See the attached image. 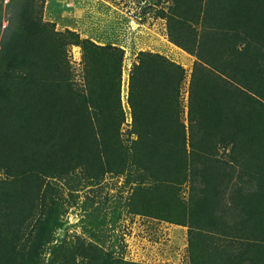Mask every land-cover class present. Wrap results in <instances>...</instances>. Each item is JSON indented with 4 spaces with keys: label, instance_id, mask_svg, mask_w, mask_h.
I'll list each match as a JSON object with an SVG mask.
<instances>
[{
    "label": "trees",
    "instance_id": "trees-1",
    "mask_svg": "<svg viewBox=\"0 0 264 264\" xmlns=\"http://www.w3.org/2000/svg\"><path fill=\"white\" fill-rule=\"evenodd\" d=\"M199 4L218 35L204 29L198 38L181 22L187 18L172 21L188 42L173 33L174 41L204 51L189 134L179 124L184 68L141 52L128 97L136 138L126 145L124 50L57 30L37 0H0V170L8 175L0 177V264H76L79 249L90 250L56 237L62 220L52 180L81 166L92 174L141 169L131 207L189 226L192 264H264V0H185L191 18ZM72 45L82 48L84 89L74 80ZM105 257L128 264L114 249Z\"/></svg>",
    "mask_w": 264,
    "mask_h": 264
},
{
    "label": "rangeland",
    "instance_id": "rangeland-1",
    "mask_svg": "<svg viewBox=\"0 0 264 264\" xmlns=\"http://www.w3.org/2000/svg\"><path fill=\"white\" fill-rule=\"evenodd\" d=\"M37 1L43 5L42 20L54 23L57 30L70 29L98 45L112 44L124 50L121 90L126 117L121 131L124 144L130 145L132 139L136 138V133L131 132L134 131L133 109L128 97L131 71L141 52L158 53L184 68L186 78L180 88V98L178 97V122L185 125L189 134L190 96L192 92L198 91L193 89L192 78L195 62L204 51L198 53L197 45L188 44L186 49L174 41L173 33L182 42H188L181 38L183 34L176 25H172V21L187 18L181 22L190 23L194 28L191 33L198 38L204 29L218 35L216 27L210 23L205 25L202 4L195 7L198 14L191 18L194 15L188 11L185 0ZM210 8L215 11V7ZM222 53L223 59L231 55V51L224 47ZM68 54L76 86L84 89L81 46L72 45ZM171 114L175 120L176 114L171 112L168 113V119ZM179 124L169 120L166 123L172 130H181ZM230 150V147L220 148L223 156ZM92 171L81 166L73 176L52 180L60 202L62 225L56 229L59 243L78 249H90L87 254H79L82 253L79 249L76 264H111L105 257L106 252L111 249L115 250L117 258H122L128 264H192L189 226L171 222L162 215L143 214L131 207L132 196L141 185L138 176L141 169L126 166L119 171L101 173L102 170L98 169L94 170V174ZM7 176L0 170L1 178ZM146 181L145 185L150 187L152 182ZM180 190L183 197L188 198V186L180 185ZM3 210L8 214L7 209Z\"/></svg>",
    "mask_w": 264,
    "mask_h": 264
}]
</instances>
